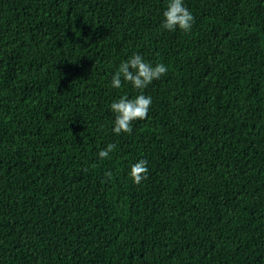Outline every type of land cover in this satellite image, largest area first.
Returning <instances> with one entry per match:
<instances>
[{
	"label": "trees",
	"instance_id": "16d2710c",
	"mask_svg": "<svg viewBox=\"0 0 264 264\" xmlns=\"http://www.w3.org/2000/svg\"><path fill=\"white\" fill-rule=\"evenodd\" d=\"M185 3L190 32L167 0H0V264H264V0ZM133 52L168 73L117 136Z\"/></svg>",
	"mask_w": 264,
	"mask_h": 264
},
{
	"label": "clouds",
	"instance_id": "9594fccd",
	"mask_svg": "<svg viewBox=\"0 0 264 264\" xmlns=\"http://www.w3.org/2000/svg\"><path fill=\"white\" fill-rule=\"evenodd\" d=\"M162 17L160 26L169 32L177 30L190 32L195 22L194 14L185 0H167ZM167 73L168 66L166 64L146 59L139 52H133L126 59L120 61L118 67L111 74L108 86L111 89L122 90L130 85L135 95L125 91L110 102L108 107L113 116L111 131L115 135L131 134L134 122L143 121L149 117L153 97L146 94V89L154 81L166 76ZM116 148L115 143H108L99 150V159H110ZM149 171V161L145 158L129 162L128 176L135 185H140L147 180ZM111 176V171L105 173L106 178L110 179Z\"/></svg>",
	"mask_w": 264,
	"mask_h": 264
}]
</instances>
